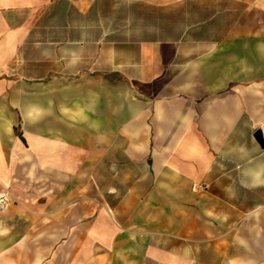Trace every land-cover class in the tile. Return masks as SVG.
<instances>
[{"label":"crops","instance_id":"1","mask_svg":"<svg viewBox=\"0 0 264 264\" xmlns=\"http://www.w3.org/2000/svg\"><path fill=\"white\" fill-rule=\"evenodd\" d=\"M264 0H0V264H264Z\"/></svg>","mask_w":264,"mask_h":264},{"label":"built area","instance_id":"2","mask_svg":"<svg viewBox=\"0 0 264 264\" xmlns=\"http://www.w3.org/2000/svg\"><path fill=\"white\" fill-rule=\"evenodd\" d=\"M11 202V198L6 192L0 193V213L5 211Z\"/></svg>","mask_w":264,"mask_h":264},{"label":"water","instance_id":"3","mask_svg":"<svg viewBox=\"0 0 264 264\" xmlns=\"http://www.w3.org/2000/svg\"><path fill=\"white\" fill-rule=\"evenodd\" d=\"M255 140L257 141V143L264 148V138H262V135L259 131H257L254 135Z\"/></svg>","mask_w":264,"mask_h":264}]
</instances>
